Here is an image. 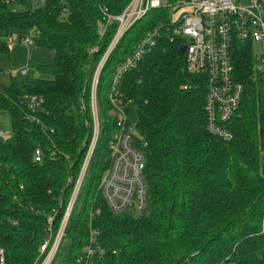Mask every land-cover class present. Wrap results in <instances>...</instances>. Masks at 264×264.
Here are the masks:
<instances>
[{
    "label": "trees",
    "instance_id": "trees-1",
    "mask_svg": "<svg viewBox=\"0 0 264 264\" xmlns=\"http://www.w3.org/2000/svg\"><path fill=\"white\" fill-rule=\"evenodd\" d=\"M130 1L44 0L36 10L29 5L17 10L0 0V35L36 31L33 47L54 55L52 64H30L21 79L10 76L8 83H0V116L9 115L11 129L9 140L0 139L4 264L34 263L45 238L46 217L61 203L53 222L56 232L62 201L72 189L67 180L76 178L85 154L79 144L90 135L84 124L90 120V79L116 27L108 26L99 38L97 24L105 15H120ZM178 1L186 0H167ZM168 18V9L150 10L107 58L97 93L105 122L81 190L80 207L69 219L55 264H75L90 228L99 233L98 242L106 250L104 260L94 259L91 264H264L263 241L257 235L264 217V164L259 159L264 151V98L251 83L252 48L240 42H234L231 57L244 97L239 115L229 123L230 142L207 133L204 82L185 71L179 41L169 42L163 32L154 50L125 74L121 90L131 100L136 129L148 144L147 203L139 215H114L99 196L87 227V202L107 167L114 129L107 116L109 78L144 33ZM94 46L97 53L89 55ZM8 52L0 40V57ZM23 96L44 100L43 110L33 114L43 127L27 118L20 104ZM80 100L86 104L84 114L79 113ZM49 139L55 143L54 159L46 153ZM39 147L46 154L37 163L33 152Z\"/></svg>",
    "mask_w": 264,
    "mask_h": 264
},
{
    "label": "built area",
    "instance_id": "built-area-1",
    "mask_svg": "<svg viewBox=\"0 0 264 264\" xmlns=\"http://www.w3.org/2000/svg\"><path fill=\"white\" fill-rule=\"evenodd\" d=\"M20 3V0H4L7 6ZM44 0H28L32 10L42 6ZM168 9L167 22H160L150 29L136 43L132 50L113 69L108 81L109 115L114 122V129L108 142L107 167L98 185V194L104 204L114 215L122 213L141 214L147 203V185L145 181V161L148 144L138 133L132 123L135 108L126 99L121 90L122 81L128 72L136 69L139 63L151 53L157 45L162 33L166 34L169 42L185 43V71L190 76L202 78L205 88L204 112L205 128L209 135L223 142H230L233 133L229 123L239 114L244 97L243 85L235 79L231 52L234 42L249 44L258 53L253 52L251 83L260 87L264 98V0H186L169 3L167 0H131L124 11L117 16L105 15L103 22H98V35L103 37L108 26L116 24L113 39L97 64L89 83L90 120L85 119V126L91 129L90 141L84 143L86 148L80 164L76 180L70 195V201L65 210L56 232L53 222L59 209L52 211L46 217L45 238L38 249L34 264H55L56 256L63 243L64 231L72 206L81 193L85 177L97 141L101 133L97 114L96 89L101 72L110 52L116 47L123 35L150 10ZM8 48L15 45L33 47V36L11 33L0 35ZM179 45V47H180ZM97 48H90L88 54L97 53ZM9 76L15 77L17 72L10 70ZM20 104L26 108L29 121L40 125L39 119L33 114L43 110L44 100L38 96H23ZM86 104L79 103V113H86ZM29 112V113H28ZM136 117V116H135ZM136 120V119H135ZM44 132V130H43ZM52 133V130H50ZM11 132L0 129V139L7 141ZM50 148V147H49ZM55 146L46 151L49 158H56ZM43 149L36 148L33 160L40 163L44 156ZM260 162L264 164V151L259 153ZM98 213V212H97ZM91 214L90 217H92ZM16 221H13V225ZM257 235L263 241L264 251V217L261 220ZM99 233L90 228L86 244L82 247L80 256L75 264H91L94 259L102 261L106 250L98 242ZM115 252H113L114 254ZM4 263V253L0 249V264Z\"/></svg>",
    "mask_w": 264,
    "mask_h": 264
},
{
    "label": "rangeland",
    "instance_id": "rangeland-1",
    "mask_svg": "<svg viewBox=\"0 0 264 264\" xmlns=\"http://www.w3.org/2000/svg\"><path fill=\"white\" fill-rule=\"evenodd\" d=\"M13 8L15 9H20L19 5H13ZM128 33V31L123 35V37ZM21 35V34H20ZM24 35V34H22ZM31 37L32 36H35L36 35V31H32L30 34H29ZM114 36V35H113ZM100 38V37H99ZM102 38V37H101ZM113 39V37H112ZM111 39V40H112ZM109 46V45H108ZM92 48H95L92 47ZM97 48V47H96ZM108 48V47H107ZM98 50V48H97ZM107 50V49H106ZM114 50V49H113ZM112 50V51H113ZM111 51V52H112ZM106 52V51H105ZM110 52V54H111ZM253 52L255 54L258 53V47L257 46H254V50ZM105 54V53H104ZM102 59V58H101ZM100 59V60H101ZM107 61V60H106ZM54 62V55L51 51L49 50H46V49H42V48H34V47H20L18 45H15L14 47H11L9 48V52L6 56H1L0 57V69L3 71L2 74H0V82H4V83H8V80L10 78L9 75L6 74V72H9L10 70H14L15 72H17V75L15 77H17V79H21V72L23 70H25L27 68L28 65H50ZM99 63V62H98ZM97 63V64H98ZM97 66V65H96ZM95 66V68H96ZM94 68V70H95ZM5 71V72H4ZM94 72V71H93ZM93 74V73H92ZM38 75V74H37ZM256 89H259L260 87L258 86H255ZM98 86H97V89H96V104H97V114H98V118H99V125L101 127V130H102V122L104 124L105 120L102 118L101 116V110H100V106H99V96H98ZM108 86H107V95H108ZM107 95H106V98H107ZM109 112L110 110H108L107 112V116L108 118H111L110 115H109ZM240 112V111H239ZM239 115V114H238ZM132 123L134 125H136V120H135V115L132 116ZM112 120V119H111ZM0 126L1 128L3 129H9L10 128V118H9V115L6 114V113H3L1 116H0ZM90 134H91V129H90ZM101 134V133H100ZM101 136V135H100ZM50 142H51V146L54 145L55 146V143L52 141V139H49ZM90 141V135L89 134H86L84 139L81 141V143L79 144V148L83 150L85 149L86 151V148H84V143L85 144H88ZM51 146H50V149H51ZM65 159H70L69 157H65ZM92 162V161H91ZM91 162H90V165L88 167V170L90 169V166H91ZM107 162V161H106ZM106 162L105 164L103 165V167L106 166ZM104 169V168H103ZM87 170V171H88ZM99 173V171H98ZM87 175V174H86ZM86 178V177H85ZM99 178V177H98ZM70 180H76V179H73L71 178ZM96 183L94 185V188H93V193L89 199V202H87V206H90L89 208V211H88V222H87V227H88V223H90L91 221V214H93V210H92V205H94L95 203H97L100 198H99V194H98V185H99V182H98V179L96 180ZM67 184L68 186L72 187V189L69 191L70 193L65 197L66 200L65 201H62V204L64 205V208L63 210H65V207L68 206L69 204V201H70V195H71V192L73 190V186H74V183H68V180H67ZM87 185V184H86ZM81 194V193H80ZM79 194V196L77 197V201L76 203L72 206L71 208V213H70V216L68 218V222L70 221L69 219L71 218L73 212H75V210L77 208H79V204H80V199L79 197H81V195ZM65 202V203H64ZM68 224V223H67ZM90 226V224H89ZM67 227V226H66ZM58 229V227H57ZM56 229V231H57ZM54 230V229H53ZM66 231V229H65ZM64 231V237H63V242L65 240V232ZM55 232V230H54ZM89 234V233H88ZM87 238L88 236L86 237V241H87ZM63 244V243H62ZM1 249V248H0ZM2 250V249H1ZM3 251V250H2ZM4 253V252H3ZM35 262V260H34ZM4 264V263H3ZM34 264V263H33Z\"/></svg>",
    "mask_w": 264,
    "mask_h": 264
},
{
    "label": "crops",
    "instance_id": "crops-1",
    "mask_svg": "<svg viewBox=\"0 0 264 264\" xmlns=\"http://www.w3.org/2000/svg\"><path fill=\"white\" fill-rule=\"evenodd\" d=\"M17 5H19V7H20V9H24L25 8V6H28V0H24V2H22L21 1V5L20 4H17ZM12 8H13V6H12ZM15 9V8H14ZM17 10H19V9H17ZM15 33H19V32H15ZM22 35V34H21ZM24 35H26V34H24ZM29 35V34H28ZM20 47H22V46H20ZM1 70V69H0ZM26 70H27V68L25 69V72H26ZM5 72V71H4ZM3 73V71L1 70L0 71V74H2ZM22 73V72H21ZM6 74L7 75H9L8 74V72H6ZM0 83H4V82H0ZM0 129H2V130H6V129H3V128H1L0 127ZM11 129L9 128V129H7L6 131H10ZM11 132V131H10Z\"/></svg>",
    "mask_w": 264,
    "mask_h": 264
},
{
    "label": "water",
    "instance_id": "water-1",
    "mask_svg": "<svg viewBox=\"0 0 264 264\" xmlns=\"http://www.w3.org/2000/svg\"><path fill=\"white\" fill-rule=\"evenodd\" d=\"M179 52L181 54H184L185 53V43L184 42L180 45ZM22 74H25V70L22 71Z\"/></svg>",
    "mask_w": 264,
    "mask_h": 264
}]
</instances>
